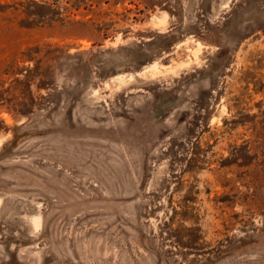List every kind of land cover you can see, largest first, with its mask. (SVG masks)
Segmentation results:
<instances>
[{"label":"rangeland","instance_id":"1","mask_svg":"<svg viewBox=\"0 0 264 264\" xmlns=\"http://www.w3.org/2000/svg\"><path fill=\"white\" fill-rule=\"evenodd\" d=\"M0 264H264V0H0Z\"/></svg>","mask_w":264,"mask_h":264}]
</instances>
